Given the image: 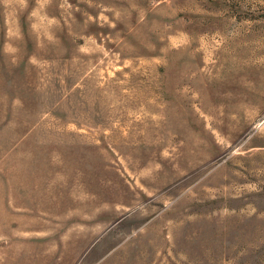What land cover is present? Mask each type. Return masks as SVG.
<instances>
[{
	"label": "rangeland",
	"instance_id": "obj_1",
	"mask_svg": "<svg viewBox=\"0 0 264 264\" xmlns=\"http://www.w3.org/2000/svg\"><path fill=\"white\" fill-rule=\"evenodd\" d=\"M0 264H264V0H0Z\"/></svg>",
	"mask_w": 264,
	"mask_h": 264
}]
</instances>
